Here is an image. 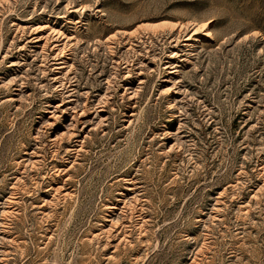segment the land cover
Returning <instances> with one entry per match:
<instances>
[{
  "label": "rangeland",
  "instance_id": "1",
  "mask_svg": "<svg viewBox=\"0 0 264 264\" xmlns=\"http://www.w3.org/2000/svg\"><path fill=\"white\" fill-rule=\"evenodd\" d=\"M0 264H264V0H0Z\"/></svg>",
  "mask_w": 264,
  "mask_h": 264
}]
</instances>
